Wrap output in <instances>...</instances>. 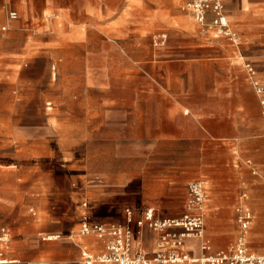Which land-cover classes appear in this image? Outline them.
<instances>
[{
    "label": "rangeland",
    "instance_id": "374dc122",
    "mask_svg": "<svg viewBox=\"0 0 264 264\" xmlns=\"http://www.w3.org/2000/svg\"><path fill=\"white\" fill-rule=\"evenodd\" d=\"M239 1L75 0V12L61 16L71 0H0V231L12 237L7 260L24 261V239L34 227L77 233L84 214L126 222L101 192L107 172L120 169V149L135 143L136 113L147 116L139 131L146 140L153 84L189 80L183 64L221 40L237 49L216 21L237 13ZM126 2L130 17L121 26L115 20ZM11 11L15 22L8 21ZM105 104L126 114L123 126L104 119ZM131 226L133 248L145 250L154 232L139 236ZM250 246L264 253L253 230Z\"/></svg>",
    "mask_w": 264,
    "mask_h": 264
},
{
    "label": "crops",
    "instance_id": "0c3cea01",
    "mask_svg": "<svg viewBox=\"0 0 264 264\" xmlns=\"http://www.w3.org/2000/svg\"><path fill=\"white\" fill-rule=\"evenodd\" d=\"M128 9L126 2L115 20L121 26L129 21ZM61 10V16L75 12V0ZM227 18L239 35L237 49L221 40L217 48L183 64L189 67V80L169 77L153 84L149 135L144 140L139 134L147 118L140 111L135 143L120 149V169L107 172L101 192L102 201L120 209L121 216L132 208L137 216L152 209L157 218H176L184 213L188 184L204 181L206 231L212 242L207 240L213 254L228 251L220 248L237 240L238 220L247 213L255 222L247 239L249 249L252 230L254 239L264 241V94L258 91L264 85V0H240L237 13ZM125 116L107 105L103 114L121 126ZM39 228L24 239V261L11 259L10 264H80L82 250L100 252L104 247L95 238L79 237L74 228ZM55 233L58 237L41 239ZM157 238L155 233L146 238L150 257L158 251ZM183 252L201 257L200 241L187 239Z\"/></svg>",
    "mask_w": 264,
    "mask_h": 264
},
{
    "label": "built area",
    "instance_id": "2783aa9c",
    "mask_svg": "<svg viewBox=\"0 0 264 264\" xmlns=\"http://www.w3.org/2000/svg\"><path fill=\"white\" fill-rule=\"evenodd\" d=\"M199 22H204V14L199 13ZM19 19L16 11L8 14V21L15 22ZM222 29H227V19L220 17L216 21ZM250 73H254L248 66ZM258 91L264 94V85ZM262 115L264 117V98L261 101ZM87 207V204L84 205ZM207 198L204 181L197 180L188 184L184 213L176 218H157L152 209L145 210L141 217L135 221V211L125 210L126 222L102 223L93 220L84 214L78 230L81 238H95L102 241L104 247L100 252L82 250L80 264H264V254L259 255L250 251L242 244L229 249L227 252L212 253V246L205 238V216ZM252 217L249 213L239 219L241 227L248 229ZM137 226V235L142 236L145 229L158 235V251L150 257L142 244L133 248L134 230L132 224ZM187 239L200 241L202 256L193 258L183 252ZM11 233L7 228L0 231V264H10L6 253L10 249Z\"/></svg>",
    "mask_w": 264,
    "mask_h": 264
},
{
    "label": "bare ground",
    "instance_id": "6f19581e",
    "mask_svg": "<svg viewBox=\"0 0 264 264\" xmlns=\"http://www.w3.org/2000/svg\"><path fill=\"white\" fill-rule=\"evenodd\" d=\"M227 26H228V28L225 31L223 30V33L226 36L231 37L234 40L235 45H237V43L240 42L239 35L235 31H233V29L231 28L228 18H227ZM205 192H206V198H207V201H208V193H207L206 190H205ZM206 214H207V209H206ZM251 217H252V215H251ZM205 220H206V216H205ZM253 222L254 221L252 219V221L250 222V226H248L247 230H244L243 227H241V230L238 231L237 240H236V243H235V245L233 247H236L237 244L242 243V244L246 245L249 248L248 243H247V239H248V235H249L250 229H251V227L253 225ZM0 263H1V260H0Z\"/></svg>",
    "mask_w": 264,
    "mask_h": 264
}]
</instances>
